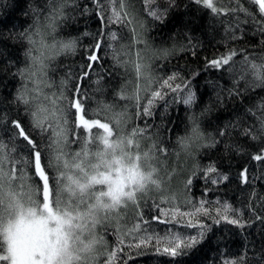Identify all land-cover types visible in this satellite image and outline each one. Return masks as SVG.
Returning <instances> with one entry per match:
<instances>
[{"label":"snow or ice","instance_id":"snow-or-ice-1","mask_svg":"<svg viewBox=\"0 0 264 264\" xmlns=\"http://www.w3.org/2000/svg\"><path fill=\"white\" fill-rule=\"evenodd\" d=\"M92 2L95 4L93 11L99 13L104 25L86 53L84 68L74 78L75 87H71L66 78L60 81L58 92L49 95L44 91L51 87L50 82L46 83L47 61L60 52L75 53L77 49L76 39L51 43L45 39L46 33L54 32L57 21L64 17L68 0H46L45 8L50 11L43 21L39 19L40 11L33 9L35 30L22 34L32 45L27 53L31 64L20 70L26 83L17 90L12 103L24 106L28 121L13 119L6 105L0 107V264H121L117 257L124 252V237L133 234H137L134 239L139 238L136 247H147L155 239L158 252L176 258L187 256L203 243L210 231L204 223L191 219L201 213L211 214L203 200L199 207H194V212H187L178 206H163L175 202V196H161L151 203L148 196L153 190L163 191L159 169L164 166L161 158L167 157L169 151L159 132L152 130L150 121L155 119L154 109L157 101L165 98L164 88L183 92L179 97L182 104L193 108L198 97L190 87L191 81L177 74L154 80L150 65L143 62L140 51L133 52L134 45L143 43L142 40L135 38L132 45L126 46L117 32L104 31L110 24H131L127 19L130 0H108L110 16H105L104 0ZM195 3L223 17L221 22L227 21L225 31L233 41L244 38L249 30L245 28L247 25H252L251 30L264 37V0H195ZM173 4L174 0H169V5ZM150 14L156 19L163 15L157 11ZM41 27L46 31H41ZM241 28L245 31L241 32ZM132 32L135 34L136 29L132 28ZM102 45L112 50L116 66L127 70L131 65L134 69L135 88L129 92L125 84L115 93L136 109L137 123L131 128L128 123L132 117L127 105L116 111L115 105L97 99L106 95L105 86L101 84L103 74L97 73L94 81L90 79L95 72L94 64L99 65L102 59V55L97 54L102 51ZM189 46L195 55V46L191 43ZM237 55H242L240 61L235 59ZM132 56L134 59H129ZM209 68L224 69L233 76L231 88L214 85L217 88L215 99L221 105L225 99L235 98L242 102V97L250 90L264 89V53L231 48L211 60L206 59L205 71ZM199 74L193 72V76ZM177 79L184 82L174 84ZM141 81L146 84L143 89ZM84 82L88 83L90 91L83 87ZM153 83L158 86L153 88ZM93 104L96 107H92ZM254 107L259 112V126L245 128L242 133L261 142L253 159L264 161V99ZM208 110L206 107L205 112ZM246 114L255 115L251 109ZM167 115V112L162 114L156 129L164 124ZM189 119L191 128L178 141L182 150L188 152L194 145L215 147L217 141L207 142L199 118L193 114ZM240 119L238 117L236 123L230 121L225 129L239 127ZM5 133L8 134L7 142ZM224 134V130L219 132L221 136ZM143 140L150 143L142 150ZM241 150L242 147L236 148L238 152ZM208 170L215 171L214 168ZM240 176L245 183L249 182L247 168L241 170ZM220 178L227 180L228 176L224 174ZM186 183L191 185L192 180ZM223 208L224 214L215 223L224 220L241 228L249 224L231 205L225 204ZM178 216L189 217L184 226L195 228L196 233H168L163 238L155 232L149 233L153 221L179 223ZM255 219L264 223V216L255 214ZM110 229L117 237L111 247L106 239ZM161 241L165 244L162 248L159 247ZM261 247L264 248V244ZM229 264L237 262L233 260Z\"/></svg>","mask_w":264,"mask_h":264},{"label":"trees","instance_id":"trees-1","mask_svg":"<svg viewBox=\"0 0 264 264\" xmlns=\"http://www.w3.org/2000/svg\"><path fill=\"white\" fill-rule=\"evenodd\" d=\"M46 0H4L0 3V107L6 105L9 115L13 119L28 121L24 106L13 104L12 101L26 83L20 75V70H25L31 64L27 53L32 45L22 34L34 31L33 9L40 11L39 19L49 14L50 9L45 8ZM249 6L250 2H249ZM105 16H110L107 11L108 0H104ZM95 4L92 0H68L64 10V17L57 21L55 31L50 35L46 33L48 43L53 41H69L76 39V52L64 51L55 55L54 59L47 61L46 83L51 87L44 89L49 95L58 92L60 81L68 79L70 86L75 87L74 78L81 72L85 65L86 53L95 43L94 37L98 30L103 28L104 21L99 19V13L93 11ZM130 25L110 24L107 29L117 32L122 43L132 45L135 38L143 43L135 44L134 51H140L143 62L150 65V71L154 80L177 74L184 80H190V87L197 94V102L191 109L182 104L179 99L181 93L170 92L167 88L164 100L157 101L154 109L155 119L150 121L153 131H158L164 146L168 148L167 157H162L164 166L160 167V176L163 178V191H151L149 203L159 200L161 196H175V202L163 205L167 208L178 206L181 211L194 212V207L200 206L204 201V207L211 213L205 216L202 213L191 219L202 222L210 228L206 233V239L192 250L187 256L172 258L163 255L156 250L157 241L153 239L147 247H136L139 238L133 236L124 237V252L117 259L121 264H229L235 260L237 264H264V223L255 219V214L264 216V161H255L260 141H253L243 135L242 130L250 126L258 127L259 112L254 105L264 99V89L250 90L241 100L235 98L225 99L221 105L215 99L217 83L225 88H231L233 76L224 69L209 68L205 71L206 59L211 60L231 48L247 49L248 53H264V37L258 32L252 31V25L243 39L233 41L229 38L225 29L227 21L224 18L213 15L202 4H196L195 0H174L172 6L169 0H130L127 6ZM157 11L163 13L160 19H156L150 13ZM132 28L136 29L133 34ZM241 28V32L245 31ZM41 31H46L41 27ZM90 33L91 35H83ZM240 33H237L239 36ZM189 37L191 41H189ZM107 40V37H105ZM195 46L196 53L192 54L189 46ZM127 50V49H125ZM111 49L102 45V55L99 65L94 64L95 72L91 76L94 81L97 73L103 74L101 84L105 86L106 95L97 97L98 100L115 105V110H122L128 106V112L132 119L128 123L131 128L137 123L135 119L136 109L131 103L121 100L115 95L122 85L127 84L129 92L136 86V76L131 65L127 70L115 65L111 56ZM34 54V53H33ZM247 54V53H244ZM134 59V56L129 57ZM237 61L242 55L235 57ZM102 65L103 67H100ZM227 67V66H226ZM200 74L193 76V72ZM111 73L109 76L108 73ZM184 81L177 79L174 84H182ZM243 85V81L240 82ZM141 88L146 87L144 81L140 82ZM158 85L153 83L152 87ZM83 87L90 91L87 82ZM92 87H95L93 84ZM185 92L187 89L184 90ZM71 95V92H67ZM142 102L144 93L141 92ZM176 98L175 100L173 98ZM92 107H96L95 104ZM209 108L205 112V108ZM251 109L252 114H246ZM167 112L164 124L160 125L161 116ZM195 114L201 125V130L208 137L217 141L215 147H203L194 145L188 152L182 150L179 141L191 128L190 117ZM239 121V127L227 128L231 121ZM27 130V129H26ZM225 131L223 136L219 135ZM96 131V130H94ZM151 134V133H150ZM7 142L8 134H4ZM150 141H142V150ZM232 146L231 148L229 146ZM76 146L73 145V148ZM236 151V148H241ZM214 168L215 171L208 169ZM248 169L249 182L245 183L241 176V170ZM226 174L227 180H222L221 175ZM170 177V178H169ZM191 179V185L187 181ZM231 205L237 212L243 214L242 218L249 224L244 228L229 224L224 220L220 223L214 221L224 214L223 206ZM255 214H254V212ZM155 213V209H153ZM131 209L128 213L127 223L131 224ZM231 213L229 216L231 217ZM179 223L162 224L153 221L149 233L155 232L163 238L168 233H180L182 235L195 234V228L184 226L189 217H176ZM255 221V222H253ZM125 223V221H122ZM124 229H121L123 232ZM108 245H114L117 237L110 229L106 235ZM128 245H132L129 247ZM163 241L159 247H164Z\"/></svg>","mask_w":264,"mask_h":264}]
</instances>
